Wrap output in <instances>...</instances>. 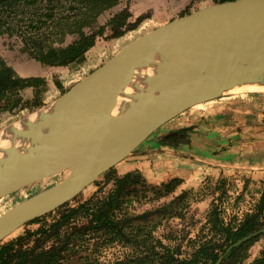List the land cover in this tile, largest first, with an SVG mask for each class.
<instances>
[{
    "label": "water",
    "instance_id": "water-1",
    "mask_svg": "<svg viewBox=\"0 0 264 264\" xmlns=\"http://www.w3.org/2000/svg\"><path fill=\"white\" fill-rule=\"evenodd\" d=\"M219 40L225 42L216 48ZM258 44H264V0L211 2L137 36L49 106L38 107L34 114L42 115L37 132L21 139L19 148L13 141L0 155V197L67 174L0 214V244L23 223L77 196L186 109L243 87H263L264 77L253 70L264 71V54L256 55ZM233 50L248 52L241 59L246 63L242 72H231L236 64ZM208 59L217 72L201 68L200 61ZM14 127L4 129L2 138ZM50 138L58 146L42 162ZM118 147L125 151L115 155ZM258 232L264 228L229 248Z\"/></svg>",
    "mask_w": 264,
    "mask_h": 264
},
{
    "label": "rangeland",
    "instance_id": "rangeland-1",
    "mask_svg": "<svg viewBox=\"0 0 264 264\" xmlns=\"http://www.w3.org/2000/svg\"><path fill=\"white\" fill-rule=\"evenodd\" d=\"M180 1L179 3H181ZM191 1L183 0L179 8L174 10H158L143 5L140 0H118L115 6L103 11L98 16V23L105 24L114 13L129 5V9L133 13L131 20L139 14L148 15L143 20L147 23L146 28L139 30L131 39L115 49L113 42L121 36L107 39L105 36L109 33V30L106 29L103 37L97 38L94 46L86 52L84 61L79 64L71 66L43 65L29 58L21 50L22 42L18 36H8L7 34L0 35V61H4L20 76L33 75L44 78L46 83V90L42 94L44 105L40 106V108H43L49 106L73 84L137 36L212 2L204 0L191 3ZM135 3L137 8L134 5ZM71 39V35L66 38L67 41ZM19 94L22 101L31 99L33 89L32 87L23 88L19 91ZM204 103L203 106L194 105L186 109L185 113L182 112L184 114L180 113L188 116L182 119L186 123L185 126H182L183 122L177 124V126L174 124L170 126L172 122L163 124L155 133L139 143L123 160L108 169H113L119 174L117 170L119 163L132 158V155L136 154L133 158L139 160L142 159L137 157V153L140 151L155 150L159 146H163L167 150L168 146H174L170 142H160L163 140L161 133L163 134L164 131H181L183 134L180 136L182 140L178 141L180 143L175 144L174 149L179 144L188 143L191 141L190 136L196 135V138H193L197 139L194 146L187 145L178 150L181 154L197 156L196 160L193 161H189L187 157L182 156L177 160L176 170L181 171V175H171L174 170L168 171L167 167L171 169L174 166L171 167L166 160L164 163H158L156 161L157 157H153V155L146 158V160L150 157L152 159L147 171L142 172L137 169L149 182L155 184H160L171 177L180 178L182 181L176 189L158 200L132 201L124 208L129 217L144 213L140 216L142 218L137 221L144 228L143 233L150 232L156 242L155 245L158 241L169 247L181 258L190 256L202 241L212 235L207 220L213 205L219 208L224 222L235 223L254 208L261 191L264 190V90H242ZM40 108L31 111L27 109L20 111L1 110L0 132L9 125L18 123L22 118L34 114ZM215 110L223 111V113L215 116V113H213ZM205 115L209 118H205ZM210 118L211 120H208ZM206 136L219 139V149L214 147L215 151L208 149L205 152L206 148L204 147L207 145L203 143H208L204 142L208 141ZM157 137H160V140L156 139ZM221 150L224 151L221 156H224L222 158L226 163L222 165L209 163L206 154L211 151L218 154ZM177 157L179 158V156ZM66 174L67 172H63L50 176L0 197V210H6L16 202L62 180ZM112 186L113 180L106 181L102 174L92 184L79 192L74 197L75 199L72 198L67 201L68 205L75 206L91 197L103 198ZM55 209L47 212L48 214L51 212V214L46 217V221H51L55 217L53 212ZM27 222L23 223L4 241L23 233L25 229H36L39 226V223ZM263 245L264 236H261L249 247L242 264H248L258 256ZM89 247V264H114L122 260L127 254H135L133 248L124 247L119 243L101 245L94 250H90L91 246ZM75 261L78 262V258L73 260V262Z\"/></svg>",
    "mask_w": 264,
    "mask_h": 264
},
{
    "label": "trees",
    "instance_id": "trees-1",
    "mask_svg": "<svg viewBox=\"0 0 264 264\" xmlns=\"http://www.w3.org/2000/svg\"><path fill=\"white\" fill-rule=\"evenodd\" d=\"M194 1L204 0H192L191 3ZM117 3L118 0H0V35L18 36L22 42L21 50L43 65L79 64L106 29L109 33L105 38H117L137 28L148 16L139 14L131 20L133 13L127 5L105 24H99L98 16ZM69 35L72 39L67 41ZM0 73L4 75L0 76V112L31 111L44 105V78L20 76L4 61H0ZM26 87H32L33 96L22 101L19 91ZM103 176L106 181L113 180L106 196L91 197L75 206L66 202L53 211L55 217L51 221L45 220L51 212L30 219L27 223H39V226L25 229L23 233L3 241L0 244V264H89V246L94 250L101 245L129 242L141 250L114 264H242L249 247L264 236V232H258L229 248L243 236L264 228L262 190L254 208L235 223L224 222L219 208L213 205L207 220L212 235L202 241L190 256L178 257L158 241L156 245L151 244L145 234L132 239L127 223L131 217L124 208L132 201L158 200L173 192L182 180L171 177L155 184L138 170L119 175L110 169ZM76 258L79 261L73 262ZM248 264H264V245L259 255Z\"/></svg>",
    "mask_w": 264,
    "mask_h": 264
},
{
    "label": "crops",
    "instance_id": "crops-1",
    "mask_svg": "<svg viewBox=\"0 0 264 264\" xmlns=\"http://www.w3.org/2000/svg\"><path fill=\"white\" fill-rule=\"evenodd\" d=\"M186 1H189V0H186ZM140 2L143 4V5H146V6H149L150 8H156V9H169V10H174V9H177L179 8V6L183 3V0H181L179 3V0L177 1H174V0H140ZM137 8V5L136 3L134 4ZM168 10V11H169ZM185 113V112H184ZM182 113V114H184ZM213 113H215L214 115L215 116H219L220 114L223 113V111H218V110H215ZM182 114H179L177 115L176 117L172 118L171 120H169L167 123L169 122H172V124L170 126H172L173 124L175 126H177V124L179 123H182L183 122V125L182 126H185L186 123H184V121H182L183 118H186L188 117L187 115H182ZM205 118H209L207 117V115H205ZM176 120V121H175ZM208 120H211L208 119ZM166 124V123H165ZM165 133V131L163 132V134ZM209 134V132H207ZM161 133V135H163ZM210 135V134H209ZM208 141H204V142H208V143H203V144H206L207 146H205L204 148H206L205 152L210 149V150H213L215 151L216 149L214 147H216L217 149H219V143H220V140L219 139H212L211 137H208L206 136ZM193 138H196V135L193 134L192 136H190V140L188 143H184L183 145L179 144L176 149L175 148V145L174 146H168L167 150L163 147V146H159V148H156L155 150H147V151H140L138 152V156L137 157H141L142 159H134L133 157H135L136 154L132 155V158L130 159H127L125 161H122L121 163H119V165L117 166V170H118V173L119 174H123L125 172H128V171H131V170H140L142 172L144 171H147V169L150 167V164H151V157L149 159L146 160V158L150 155H153V157H157L156 158V161H158V163H164V161L166 160V162L168 164H170L171 167L173 168H168V171H171V170H174L173 172H171V175H181L182 172L181 171H178L176 170V167H177V160L180 159V157H187L189 161H193V160H196L197 156H192V155H185V154H181L180 151L178 152V150L180 148H184L185 146L187 145H191V146H194V142L197 140V139H193ZM186 144V145H185ZM224 151H220L218 154H214L211 152L207 153L206 157L208 159V162L209 163H219V164H224L226 163V161L222 158L224 156H221L223 154ZM148 153V154H147ZM141 154H145V155H141ZM147 154V155H146ZM171 156H170V155ZM167 156V157H166ZM179 156V158L177 157ZM205 160V159H204ZM207 161V160H206ZM223 161V162H222ZM152 166V165H151ZM185 174V172H184ZM192 175V174H191Z\"/></svg>",
    "mask_w": 264,
    "mask_h": 264
},
{
    "label": "bare ground",
    "instance_id": "bare-ground-1",
    "mask_svg": "<svg viewBox=\"0 0 264 264\" xmlns=\"http://www.w3.org/2000/svg\"><path fill=\"white\" fill-rule=\"evenodd\" d=\"M146 26H147V23L143 21L141 23V25L138 27V29H136L134 31L126 32L124 35H122L121 37H119L118 39H116L113 42L114 49L116 47H118L120 44L124 43L125 41L131 39L132 36L135 33H137L139 30L145 29ZM224 42H225L224 40H219V43L216 46V48H219L221 45H223ZM263 49H264V44H258V45H256V55L264 54ZM230 53H231L230 56L231 57H234V59H235L234 61L236 62V64L232 67L233 69L231 68V72H242V71H244V69L246 67V63L245 62H242L244 60H241V59L245 58L247 56V53L248 52H243L242 55H239V53H237L236 50H233ZM200 63L202 65L201 68H203L205 70H209L212 73L217 72V70H218L217 67H216V65L210 59L206 60L203 63H202V61H200ZM253 70L256 72V74L258 76H263L264 77V71L263 70H260V69H253ZM243 89L244 90H249V91H252V90L253 91H258V90H264V86L263 87H259V86H247V87H243ZM203 104H205V103H199V104H196L195 106H203ZM41 115H42V113H39L38 112L36 114L30 115L29 116V119L26 120L25 122L14 124L15 127L12 130H9L5 134V138H2L4 134L1 135V132H0V141H6L8 143V147L12 145L11 143L13 141H16L15 146L17 148H19V145H22L21 139H23L25 136H28L30 134H34L39 129V126H38L37 121L40 119ZM137 116L138 115H136V117ZM139 118H140V116H138L136 118V120H138ZM77 119H80V117L77 116ZM160 128H161V126H160ZM155 131H157V130H155ZM155 131L153 133H155ZM167 132H169V131H167ZM159 138L160 137H157L156 139L160 140ZM160 142H163V141L161 140ZM57 146H58V141L57 140H55L53 138L48 139V141L46 142V144L44 145V147L42 149V150H45V153H44L43 156L46 157V160H44L42 162H47L49 160V158L51 157V155L56 151L55 149H56ZM25 147H26V145H25ZM117 149L118 150L116 151L115 155H119V154H121L122 152L125 151V149H123V147H118ZM6 152H8L6 150V148H0V155L5 154ZM17 160H19V159H17ZM39 161H41V160H39ZM34 162H36V161H34ZM25 199H27V198H24L21 201H24ZM21 201H19V202H21ZM19 202H16L14 205L18 204ZM13 206H10V207H13ZM10 207H8L7 209H9ZM6 210L1 209L0 210L1 212L0 213H3Z\"/></svg>",
    "mask_w": 264,
    "mask_h": 264
},
{
    "label": "flooded vegetation",
    "instance_id": "flooded-vegetation-1",
    "mask_svg": "<svg viewBox=\"0 0 264 264\" xmlns=\"http://www.w3.org/2000/svg\"><path fill=\"white\" fill-rule=\"evenodd\" d=\"M0 76H4V75H2V73H0ZM182 135L183 134L181 133V131H179V132H171V131L165 132L162 135L163 136V140L162 141L163 142H170V143H173L175 145L177 143H180L178 141H180V138H181L180 136H182ZM169 136H171V137L178 136L180 138L177 137V139H172V140L169 139V140L166 141L164 138L165 137H169ZM141 215H144V213L140 214V215H137L135 217H131V219L128 220L127 223H128V226H130V229L128 230L129 231V235L132 237V239L136 240L137 237L139 238L141 235L145 234V235L150 237V238L148 237V239L150 240V243L151 244L152 243L155 244L156 242L154 241L152 235H150V232H144L143 233V229L144 228L142 227V225H140V223L138 224V222H137V221H139L140 218H142V217H140ZM134 236H136V238ZM121 245H123L124 247H128L129 246V247L133 248L135 252H139L141 250V248L139 246H136V245L132 244L131 242L126 243V244H122L121 243ZM129 256L130 255L127 254L123 259H125V258H127ZM67 263H69V262H67Z\"/></svg>",
    "mask_w": 264,
    "mask_h": 264
},
{
    "label": "clouds",
    "instance_id": "clouds-1",
    "mask_svg": "<svg viewBox=\"0 0 264 264\" xmlns=\"http://www.w3.org/2000/svg\"><path fill=\"white\" fill-rule=\"evenodd\" d=\"M8 143L6 141H0V148H7Z\"/></svg>",
    "mask_w": 264,
    "mask_h": 264
}]
</instances>
